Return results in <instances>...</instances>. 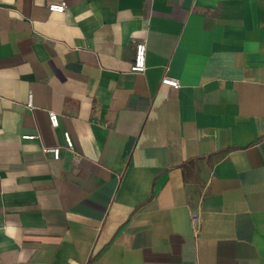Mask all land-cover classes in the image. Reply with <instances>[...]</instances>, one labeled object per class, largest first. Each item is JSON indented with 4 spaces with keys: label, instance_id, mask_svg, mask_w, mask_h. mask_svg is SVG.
Listing matches in <instances>:
<instances>
[{
    "label": "crops",
    "instance_id": "obj_1",
    "mask_svg": "<svg viewBox=\"0 0 264 264\" xmlns=\"http://www.w3.org/2000/svg\"><path fill=\"white\" fill-rule=\"evenodd\" d=\"M60 1L0 0V264H264V0Z\"/></svg>",
    "mask_w": 264,
    "mask_h": 264
},
{
    "label": "built area",
    "instance_id": "obj_2",
    "mask_svg": "<svg viewBox=\"0 0 264 264\" xmlns=\"http://www.w3.org/2000/svg\"><path fill=\"white\" fill-rule=\"evenodd\" d=\"M48 8L51 11L54 12H64L67 8V2L62 0L60 2H52L49 4ZM147 51H148V46H147V41L145 39L139 40L135 43V54H134V60L132 63L131 69L134 72H144L146 70L147 66ZM161 82L164 84H168L170 86H179L180 85V80L176 76H172L169 74H165ZM50 122L51 125L56 127L59 124V119L58 115L54 112L50 113ZM25 138H33V135H25ZM65 140H66V145L68 147H73V141L72 138L69 134V132H65ZM46 152H52L55 158H59L61 154V148L59 146H54V147H46L45 148ZM195 221L197 220V217L195 216L193 218Z\"/></svg>",
    "mask_w": 264,
    "mask_h": 264
}]
</instances>
